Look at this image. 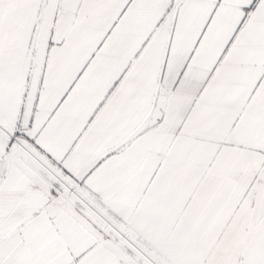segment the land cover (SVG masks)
<instances>
[{
	"label": "snow or ice",
	"instance_id": "1",
	"mask_svg": "<svg viewBox=\"0 0 264 264\" xmlns=\"http://www.w3.org/2000/svg\"><path fill=\"white\" fill-rule=\"evenodd\" d=\"M0 264H264V0H0Z\"/></svg>",
	"mask_w": 264,
	"mask_h": 264
}]
</instances>
